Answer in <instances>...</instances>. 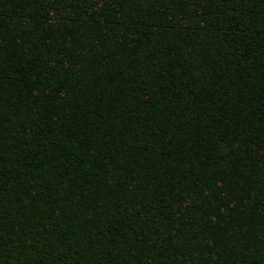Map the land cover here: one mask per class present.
<instances>
[{"label": "trees", "instance_id": "trees-1", "mask_svg": "<svg viewBox=\"0 0 264 264\" xmlns=\"http://www.w3.org/2000/svg\"><path fill=\"white\" fill-rule=\"evenodd\" d=\"M0 264H264V0H0Z\"/></svg>", "mask_w": 264, "mask_h": 264}]
</instances>
